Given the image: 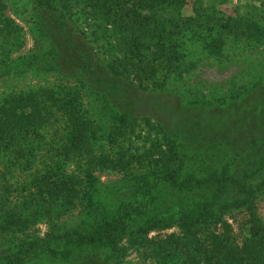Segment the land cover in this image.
<instances>
[{
	"label": "trees",
	"instance_id": "1",
	"mask_svg": "<svg viewBox=\"0 0 264 264\" xmlns=\"http://www.w3.org/2000/svg\"><path fill=\"white\" fill-rule=\"evenodd\" d=\"M14 1L28 10L39 46L15 56L24 29L0 0V192L12 172L35 168L30 185L25 183L27 200H10L15 205L8 218L43 207L62 213L83 191L85 199L94 197L97 207H106L122 200L138 177L153 180L158 196L137 227L128 228L134 216L125 211L89 228L31 236L1 250L0 264H25L40 252L47 254L46 264H122L123 237L176 224L187 242L164 247L158 264H264V216L252 212L241 235L218 227L228 225L230 212L255 209L264 192V63L236 62L239 69L219 81H184L189 67L203 58H231L264 47V0L257 12L226 22L185 14L187 0ZM230 63L213 65L227 69ZM49 73L66 79V85L11 87ZM84 92L95 104L93 118L82 107ZM146 95L156 96L150 110L170 117L172 127L152 122L157 115L140 108ZM145 130L148 136L163 134L164 141L140 153L132 141ZM98 132L119 149L100 159L122 171L115 186L86 176L81 183L62 169L57 154L80 155L98 141ZM6 206L0 199L4 212Z\"/></svg>",
	"mask_w": 264,
	"mask_h": 264
},
{
	"label": "rangeland",
	"instance_id": "2",
	"mask_svg": "<svg viewBox=\"0 0 264 264\" xmlns=\"http://www.w3.org/2000/svg\"><path fill=\"white\" fill-rule=\"evenodd\" d=\"M5 1L7 13L24 29L22 46L16 50L15 56L27 54L31 49L38 48L39 44L35 42L34 35L31 31V16L28 10L24 8L21 2L17 3L14 0ZM259 5V0H187L183 11L187 15L195 16L199 13L202 17L211 16L216 19H222V22H226L230 16L234 17L233 19L236 20L238 15H248L253 10L255 11V8L257 12ZM230 43L231 40L227 41L226 50L231 46ZM231 58L222 56L203 58L204 60L202 59L196 67L188 66L191 71V75L184 74V76H187L184 81L189 84L196 82V79H202L209 82L219 81L221 78L227 77L229 72L239 69L237 65H234L236 62H238L240 66L247 64L251 66L252 64H256L261 61L264 63V47L257 48L255 50L241 51L238 55ZM216 63H219L220 66H226L227 63H230V65L227 69H222L221 67H218V65H213ZM230 66H232V68ZM66 83V79H62L57 75L49 73L41 78L35 76L22 78L15 81L11 87L15 86L17 89H27L31 87L42 89L46 87H56L59 85L64 86ZM71 85L75 84L71 83ZM181 85L182 84L178 85L176 88L179 89L180 87L181 89ZM155 95H146L143 97L141 99L140 108L145 113H155L157 115V117L151 119L152 122H155V120L158 119L159 123H169L168 126L172 127L173 120H171L170 117L167 115L164 116L157 110V112H152L150 110L153 106V99L156 97ZM81 104L83 105L82 107L88 111L89 116L94 112L95 104L93 99L89 98L86 92H84L83 97H81ZM165 112L168 114V111ZM66 116L67 115L64 114V117ZM59 124L63 125V119ZM60 130L63 132L62 128ZM173 131L172 133H174ZM103 135H105V133L102 134L100 132L98 141L95 140L93 145L88 146V148L83 150L80 155L70 154L66 157L65 154L61 155L58 151L57 154L62 156V159L64 160V162H62V169L65 170L68 175L74 174L81 183L83 182L84 176H86L87 179L89 177L90 179L99 180L100 183L115 186L114 184H117V182L121 181L123 178L122 171L108 168L100 159L103 158L105 155L104 153L118 154L119 149L117 150L116 145L108 143L107 140H103ZM147 136L148 131L145 130L141 133L140 137H136L134 141H132L131 148H133V146L139 147L140 153H142L144 148L146 149L150 147L152 143L158 141V139L161 142L164 141L163 134L155 131L151 132L150 136H148L149 138ZM63 138L64 135L62 139ZM44 158L46 157H43V159ZM132 165L135 166L136 164L134 163ZM140 169L142 168L140 167ZM34 171L35 168L30 171L21 169L19 172H12L9 176V180L4 179L2 181L3 190L0 192V199L6 202L7 208L5 209V212L0 208V251L24 242L31 236L45 237L48 233L63 231L74 226L89 228L90 225H94L96 221L105 219L108 216L111 217L117 214L121 215L125 211H132L134 216L133 219L129 218L127 220L128 228L131 229L133 227H137L140 223L142 224L145 221L144 219L146 217V211L149 208L150 201L155 196H158L157 184H150L153 180L145 183L141 177H138L132 182V184L126 187L124 190L125 196L122 200L114 203L107 202L108 206L106 207H103V205L97 207V204L94 202V197H90V200L85 199L83 191L72 201V203L68 205L66 203L62 213L53 214L50 213L51 211H47L45 207H43L42 210H32L29 216L25 215L22 218L19 217L17 220H15L17 217L8 218L9 216L6 214L12 213L16 200L20 203L27 200L29 195L26 194L27 192L24 190L26 185L25 183L28 182L30 185L33 178L32 173L34 175ZM24 195L25 198L20 197ZM10 200H14L15 203L13 205L10 204ZM254 204L255 209L253 208L247 211L239 209L226 214L225 219L228 225L219 224L218 227H232L235 229L234 232L237 235H241L244 227H248L249 225L252 212L254 213L257 211L261 216H264V192L256 197ZM86 206L93 210L90 211ZM105 211L109 212L103 216ZM4 215L6 216L3 217ZM185 238V232L177 224L172 226V228L152 230L148 234L142 236H125L122 239L123 258L121 263L158 264V252H163L164 247L174 248L177 244L180 246L184 245V243L187 242ZM187 238H191V236ZM203 238L204 236L202 239ZM176 239H178L177 242H175ZM40 253L39 256H36L32 261H28L25 264H46L47 254L44 252ZM166 259L169 260L170 258Z\"/></svg>",
	"mask_w": 264,
	"mask_h": 264
}]
</instances>
